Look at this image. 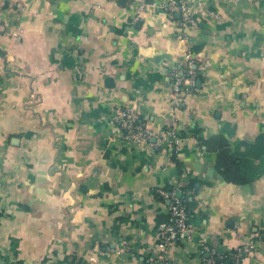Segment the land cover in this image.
I'll return each mask as SVG.
<instances>
[{
	"label": "crops",
	"instance_id": "0c3cea01",
	"mask_svg": "<svg viewBox=\"0 0 264 264\" xmlns=\"http://www.w3.org/2000/svg\"><path fill=\"white\" fill-rule=\"evenodd\" d=\"M145 1L135 21V0H0V264H151L173 187L192 236L166 264L246 242L240 264H264V0H191L192 30ZM187 47L195 90L173 104ZM122 106L179 144L124 141Z\"/></svg>",
	"mask_w": 264,
	"mask_h": 264
},
{
	"label": "built area",
	"instance_id": "2783aa9c",
	"mask_svg": "<svg viewBox=\"0 0 264 264\" xmlns=\"http://www.w3.org/2000/svg\"><path fill=\"white\" fill-rule=\"evenodd\" d=\"M155 6L156 4L147 3L145 0H135L134 20L136 21L146 10L154 9ZM160 8L170 19L178 16L176 23L179 27L188 30L196 28L197 23L193 16L191 0H165ZM11 36L17 39L21 38L22 34L19 31H13ZM179 38L182 42L188 43V35L183 33ZM194 64L190 47H187L184 52L183 65L170 72L169 99L171 103L183 104L186 98L192 96L197 80V74L193 70ZM112 120L118 123L120 137L126 142L135 143L140 147L156 148L164 143L179 144V137L172 130L159 133L151 131L136 109L131 106L117 107L113 110ZM155 194L167 201L171 223L162 224L159 227L158 254L152 257L151 264H166L167 247L177 240L190 239L192 236V229L188 223L191 210L186 203V191L180 187L157 189ZM260 236L264 239V229L260 231ZM253 250L254 245L251 242L243 243L234 252L228 254L199 243V253L202 257L200 264H240Z\"/></svg>",
	"mask_w": 264,
	"mask_h": 264
},
{
	"label": "trees",
	"instance_id": "16d2710c",
	"mask_svg": "<svg viewBox=\"0 0 264 264\" xmlns=\"http://www.w3.org/2000/svg\"><path fill=\"white\" fill-rule=\"evenodd\" d=\"M186 203H187V205H188V202H187V200H186ZM189 206V205H188ZM190 207V206H189Z\"/></svg>",
	"mask_w": 264,
	"mask_h": 264
}]
</instances>
